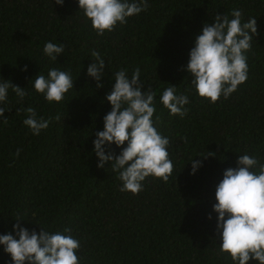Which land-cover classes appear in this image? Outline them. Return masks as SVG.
Here are the masks:
<instances>
[{"label": "trees", "instance_id": "obj_1", "mask_svg": "<svg viewBox=\"0 0 264 264\" xmlns=\"http://www.w3.org/2000/svg\"><path fill=\"white\" fill-rule=\"evenodd\" d=\"M233 9L240 10L241 23L256 17L247 78L227 98L209 103L196 95L183 66L202 23L222 14L231 19ZM126 20L97 36L76 0H0V77L26 93L21 99L9 88L0 105L6 108L0 117V234L11 232L16 219L37 233L68 228L80 242V264H233L219 251L211 206L215 185L237 156L264 163V0H147ZM46 41L63 43L56 61L43 54ZM92 50L105 62L99 88L85 74ZM52 67L71 74L73 89L50 103L31 78ZM137 68L156 93L153 115L157 131L168 137L173 171L167 181L146 177L132 194L120 190L107 162L96 166L92 140L110 110L105 96L113 73L123 69L130 78ZM167 83L188 96L183 118L169 116L159 103ZM28 107L49 120L39 135L22 123ZM191 159L202 161L194 174ZM0 264H11L2 246Z\"/></svg>", "mask_w": 264, "mask_h": 264}, {"label": "clouds", "instance_id": "obj_2", "mask_svg": "<svg viewBox=\"0 0 264 264\" xmlns=\"http://www.w3.org/2000/svg\"><path fill=\"white\" fill-rule=\"evenodd\" d=\"M53 2L63 5L64 0ZM76 3L97 36L111 32L117 23L125 24L126 18L138 15L147 7V0H76ZM230 15L231 19L222 14L213 16L211 24L202 23L183 66L191 76L189 84L196 95L209 103L220 96L227 98L248 74L246 52L257 34L256 17L241 23L239 9L231 10ZM42 52L49 60L56 61L64 52V45L46 41ZM90 54L93 62L85 74L99 88L105 62L96 50ZM113 77L114 83L105 96L110 110L102 117V130L95 132L92 152L97 157L98 168L107 162L108 168L117 173L121 191L136 194L143 189L146 177L167 181L172 174L168 137L157 131L158 117L153 115L156 93L141 82L140 70L134 69L130 78L123 69L117 70ZM31 80L32 88L50 103L60 102L73 89L71 74L56 67L49 68L46 76L37 73ZM167 84L159 94V103L168 110L169 116L183 118L188 111L185 107L188 96L177 94V86ZM9 88L21 99L26 95L24 88L0 77V105L7 101ZM5 111L0 106V117ZM24 111L28 115L22 123L33 135L48 127L49 120L37 117L33 108ZM113 145L120 149L118 154L112 150ZM189 162L190 174L202 166L199 159ZM214 199L211 207L216 214L219 251L227 254L233 264H246L250 260L264 264V163L246 153L237 156L236 166L223 170L222 178L215 185ZM207 218L212 219L211 212ZM16 220L11 232L0 234V246L9 255L11 264H80L76 254L80 242L68 234V228L50 232L41 227L37 233L21 226L20 219Z\"/></svg>", "mask_w": 264, "mask_h": 264}]
</instances>
